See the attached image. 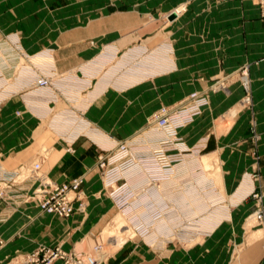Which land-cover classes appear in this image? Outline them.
I'll return each instance as SVG.
<instances>
[{
	"label": "rangeland",
	"instance_id": "rangeland-1",
	"mask_svg": "<svg viewBox=\"0 0 264 264\" xmlns=\"http://www.w3.org/2000/svg\"><path fill=\"white\" fill-rule=\"evenodd\" d=\"M104 3L105 0H0V113L10 102L14 106L12 110L8 107L11 111L7 114L17 119L30 114L38 121L36 131L47 129L60 138L81 134L90 138L99 150L94 163L98 174L101 170L97 160L101 155L111 166L115 165V169L125 167L128 162L119 152L125 144L132 148V157L144 158L145 164L151 160L152 151L159 154L157 179L161 181L159 189L165 200L158 206L164 213L163 218L151 220L144 217L143 212L152 207V203L146 201L151 198L153 190L147 185L146 189L143 187L149 178L131 174L118 182L122 184L128 180L127 183L140 185L137 187L139 192L147 190L131 203L129 210H122L104 190L100 174V193L111 199L113 208L95 233L96 237L78 244L77 250H89L96 238L106 240L104 249L107 252L137 239L153 249L168 243L198 245L213 233L218 224L230 221L228 215L237 206L236 197L230 198V194L220 187L218 157L205 155L206 150L200 149L199 139L186 143L179 128L193 123L194 116L202 112L201 107L208 106L212 93L220 92L231 98L233 90H240V95L222 119H231L243 110H250L253 106L250 81L249 87H243L241 73L232 72L215 77L208 87L195 89L181 99L171 101L176 94L173 87L159 85L156 80L170 70V40L166 27L183 12V7L178 6L170 12H140L139 19L137 13H131L135 17L134 26L131 25L125 33L106 25L108 16L116 13L96 10V7H104ZM235 82L240 87H232ZM132 87H143L139 99L137 95L130 97L126 107L122 108L115 97ZM108 89L115 91L112 106L103 103L101 110L93 113L97 121L89 120L91 104L100 101ZM192 93L197 94L191 107L193 119L181 123V110L190 108ZM126 114L128 119L122 118ZM121 119L125 121L119 124ZM141 120L144 124L139 127ZM126 128L130 133L128 137L111 141L108 132L104 131L118 133ZM224 128L222 125L220 129ZM259 138L252 124L248 140L255 159L259 158ZM67 149L73 151L71 145ZM47 150L46 145H41L28 165L10 172L15 174L14 180L18 184L29 181L34 183V188L35 180L28 177L35 163H39V170L44 173L41 164ZM242 179L243 185L250 179L258 180V174L248 173ZM33 188L23 194L25 202L33 201H26ZM245 197H250L253 204L243 220L246 234L241 237L240 244L251 240L264 243L263 192L251 188ZM168 202L173 204L171 208ZM140 230H143L141 235ZM42 246L53 248L59 245L39 247ZM27 253H17L16 256ZM13 260L7 264H16L15 257ZM57 260L61 259H56L53 264Z\"/></svg>",
	"mask_w": 264,
	"mask_h": 264
},
{
	"label": "crops",
	"instance_id": "crops-1",
	"mask_svg": "<svg viewBox=\"0 0 264 264\" xmlns=\"http://www.w3.org/2000/svg\"><path fill=\"white\" fill-rule=\"evenodd\" d=\"M178 6L183 7V12L166 27L170 70L156 80L159 85L173 87L176 94L170 100L177 101L195 89L208 87L215 77L232 72L239 75L242 69L250 81L253 101L250 110L222 119L240 90H233L231 98L220 92L212 93L208 106L201 107L202 112L194 116L193 123L179 128L186 143L199 139L205 155L218 157L220 187L230 198L236 197L237 206L228 215L230 221L218 224L198 245L168 243L153 249L139 239L130 240L118 246L101 264H264L262 241L240 244L246 234L243 220L253 204L250 197H245L247 192L251 188L261 189L264 201V21L257 0H105L104 7L96 10L116 13L108 16L106 25L128 33L135 20L131 13H137L138 18L140 12H170ZM232 87L240 86L235 82ZM142 88L132 87L115 98L125 108L130 97L137 95L139 99ZM113 92L108 89L100 101L91 104L89 120L97 121L93 113L101 110L103 103L112 106ZM11 104L0 113V173L28 165L35 151L46 145L47 156L41 171L56 184L84 175L80 190L86 207L84 211L74 210L68 217L41 212L33 201L23 200V194L29 193L34 183L17 184L10 197L0 202V264H7L17 253L34 251L40 245H59L71 251L100 229L113 208L111 199L100 193V174L94 168L99 151L96 143L83 134L60 138L47 129L36 131L38 121L30 114L19 119L7 114L14 106ZM122 118L128 119V115ZM124 121L121 119L119 124ZM140 122L139 127L144 120ZM252 124L260 136L258 159L251 153L248 140ZM222 125L226 128L221 130ZM127 130L117 133L104 129L108 140L128 137ZM70 145L72 152L67 149ZM248 173L258 174V180L250 179L242 185V177ZM55 264L63 263L57 260Z\"/></svg>",
	"mask_w": 264,
	"mask_h": 264
},
{
	"label": "built area",
	"instance_id": "built-area-1",
	"mask_svg": "<svg viewBox=\"0 0 264 264\" xmlns=\"http://www.w3.org/2000/svg\"><path fill=\"white\" fill-rule=\"evenodd\" d=\"M259 7L260 17L264 21V0H257ZM241 79L243 87H249V79L247 72L241 70ZM247 90V88H245ZM197 99V94L192 93L189 97L190 108H183L181 110V116L179 122L188 123L193 119L194 112L191 110L192 103ZM247 99V98H246ZM197 104H194V106ZM196 108V107H195ZM130 144V142H129ZM131 145V144H130ZM132 148L127 144L122 145L119 149L121 158H125L128 162L125 167L121 169H115V165L111 166L105 156L101 155L98 157L97 166L100 168L104 185V190L107 191L113 202L122 208V210L131 208V203L137 200L142 193H146L147 190L139 192L137 190L140 185L130 183H118L122 178L129 177L131 174L138 175L142 174L149 178V181L143 185L146 189V185L150 186L153 190L151 198L148 196L147 203H152L150 211L146 212L145 208L144 217L151 220H159L163 218L164 213L159 208V202L164 201L165 197L162 195L161 188L159 185L161 181L158 177V167L160 165L159 154L156 151L151 152V160L145 164L138 155L132 157ZM143 157H146L145 155ZM114 167V168H113ZM39 163H35L31 169V175L29 179H34L36 184L32 190L31 195L26 197V201L33 200L39 207V209L45 213L55 214L59 217H68L74 210L83 211L85 208V199L80 191V185L84 181V175H79L73 178L68 183L56 184L44 173L40 172ZM14 173H0V202L4 201L8 196V191H11L18 184L14 180ZM21 182V181H20ZM9 197V196H8ZM143 197L141 200H143ZM140 199V198H139ZM138 199V200H139ZM150 201V202H149ZM74 202H77V206H74ZM169 208L173 206L171 202H168ZM129 210V209H128ZM143 211V210H142ZM141 211V212H142ZM139 212V213H141ZM137 213L136 215H139ZM135 229V228H134ZM139 230V229H138ZM139 232V231H138ZM140 235L143 234V230H140ZM146 235V233H144ZM92 237H96L95 234ZM106 243L101 238H96L93 245L87 251H80L76 248L71 252L64 251L60 246L56 247H39L38 249L27 253L15 256L16 264H53L56 259H61L64 264H100L107 259L110 253L104 249ZM108 244V243H107Z\"/></svg>",
	"mask_w": 264,
	"mask_h": 264
},
{
	"label": "bare ground",
	"instance_id": "bare-ground-1",
	"mask_svg": "<svg viewBox=\"0 0 264 264\" xmlns=\"http://www.w3.org/2000/svg\"><path fill=\"white\" fill-rule=\"evenodd\" d=\"M108 242V241H107Z\"/></svg>",
	"mask_w": 264,
	"mask_h": 264
}]
</instances>
